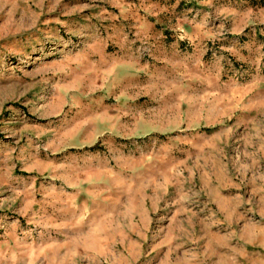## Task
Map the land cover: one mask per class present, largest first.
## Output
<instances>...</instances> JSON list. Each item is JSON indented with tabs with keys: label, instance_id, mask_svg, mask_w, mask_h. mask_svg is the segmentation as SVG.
I'll list each match as a JSON object with an SVG mask.
<instances>
[{
	"label": "rangeland",
	"instance_id": "374dc122",
	"mask_svg": "<svg viewBox=\"0 0 264 264\" xmlns=\"http://www.w3.org/2000/svg\"><path fill=\"white\" fill-rule=\"evenodd\" d=\"M0 264H264V0H0Z\"/></svg>",
	"mask_w": 264,
	"mask_h": 264
}]
</instances>
